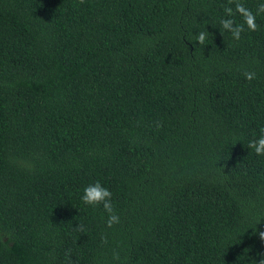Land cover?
Wrapping results in <instances>:
<instances>
[{
	"label": "trees",
	"instance_id": "1",
	"mask_svg": "<svg viewBox=\"0 0 264 264\" xmlns=\"http://www.w3.org/2000/svg\"><path fill=\"white\" fill-rule=\"evenodd\" d=\"M226 5L0 0V264L259 261L264 14L236 41Z\"/></svg>",
	"mask_w": 264,
	"mask_h": 264
},
{
	"label": "clouds",
	"instance_id": "2",
	"mask_svg": "<svg viewBox=\"0 0 264 264\" xmlns=\"http://www.w3.org/2000/svg\"><path fill=\"white\" fill-rule=\"evenodd\" d=\"M83 3V0H80ZM224 17L219 20L223 30L231 33L234 40L239 41L241 33L247 30L255 32L258 29L256 22L257 16L264 14V2L259 3L255 13L242 3V0H227V5L223 8ZM239 15L242 23H236L234 17ZM208 35V31H199L195 35V43L203 45ZM243 75L246 80L251 81L256 78V74L251 71H244ZM247 149L256 156H264V126L259 128L258 135L250 139L247 143ZM81 200L86 205H102L107 214L106 226L112 228L120 223V216L116 214L112 203V192L99 181L88 184L84 187ZM261 221V220H260ZM259 221V222H260ZM258 222V223H259ZM257 223V224H258ZM256 224V225H257ZM77 229L82 230V225H78ZM253 235L257 236L261 242H264V230L257 228L253 230ZM102 242L107 243L106 237H102ZM260 259L255 264H264V253H259ZM114 259L119 260V254L114 253Z\"/></svg>",
	"mask_w": 264,
	"mask_h": 264
}]
</instances>
